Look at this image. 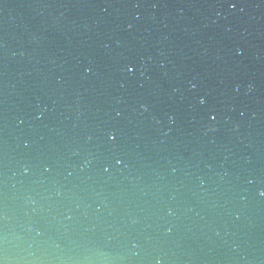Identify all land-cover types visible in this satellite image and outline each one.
I'll use <instances>...</instances> for the list:
<instances>
[{"label": "water", "instance_id": "1", "mask_svg": "<svg viewBox=\"0 0 264 264\" xmlns=\"http://www.w3.org/2000/svg\"><path fill=\"white\" fill-rule=\"evenodd\" d=\"M0 264H264V0H0Z\"/></svg>", "mask_w": 264, "mask_h": 264}]
</instances>
